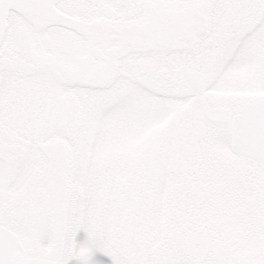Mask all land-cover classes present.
Instances as JSON below:
<instances>
[{
  "label": "snow or ice",
  "instance_id": "obj_1",
  "mask_svg": "<svg viewBox=\"0 0 264 264\" xmlns=\"http://www.w3.org/2000/svg\"><path fill=\"white\" fill-rule=\"evenodd\" d=\"M0 264H264V0H0Z\"/></svg>",
  "mask_w": 264,
  "mask_h": 264
}]
</instances>
